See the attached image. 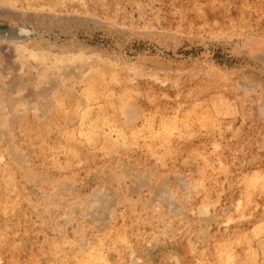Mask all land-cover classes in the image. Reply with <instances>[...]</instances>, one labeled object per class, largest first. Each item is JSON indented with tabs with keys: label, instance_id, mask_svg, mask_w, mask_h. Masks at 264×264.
Segmentation results:
<instances>
[{
	"label": "rangeland",
	"instance_id": "374dc122",
	"mask_svg": "<svg viewBox=\"0 0 264 264\" xmlns=\"http://www.w3.org/2000/svg\"><path fill=\"white\" fill-rule=\"evenodd\" d=\"M263 176L264 0H0V264H264Z\"/></svg>",
	"mask_w": 264,
	"mask_h": 264
},
{
	"label": "bare ground",
	"instance_id": "6f19581e",
	"mask_svg": "<svg viewBox=\"0 0 264 264\" xmlns=\"http://www.w3.org/2000/svg\"><path fill=\"white\" fill-rule=\"evenodd\" d=\"M115 71V70H114ZM112 72V71H111ZM100 73H102V72H100ZM116 73V72H115ZM111 76V75H110ZM116 76V75H115ZM96 77H98V76H96ZM118 77V76H117ZM123 78V77H122ZM127 78V77H126ZM99 80H98V84L100 85V87L102 86V87H107V85L109 84L108 83V81L110 82L111 80H109V76L108 75H104V73L102 74V75H100V77L98 78ZM114 79V78H113ZM117 79V78H116ZM119 79H121V78H119ZM122 80V79H121ZM120 80V81H121ZM125 80V79H124ZM97 82V81H96ZM115 82V81H114ZM113 82V83H114ZM92 85V84H91ZM94 85V84H93ZM95 85H97V83H95ZM110 86V85H109ZM91 88H92V86H90ZM90 88V89H91ZM96 88V87H95ZM127 88V87H126ZM93 89H94V87H93ZM100 89V88H99ZM104 89V88H103ZM106 89V88H105ZM110 89V88H109ZM129 89V88H128ZM88 91H90V90H88ZM94 91V90H93ZM91 92V91H90ZM92 93V92H91ZM127 93V92H126ZM96 94V93H95ZM126 98V97H125ZM114 100V99H113ZM119 100V99H118ZM126 100V99H125ZM124 100V101H125ZM120 101H121V99H120ZM127 101V100H126ZM122 102V101H121ZM109 106L112 108V111H111V113L113 112V113H115V114H117L118 112H120V110L124 107H122V104L120 103V102H112L111 101V103L109 104ZM120 115V114H119ZM124 119V118H123ZM122 120V119H121ZM264 177V176H263ZM246 182V181H245ZM244 182V183H245ZM253 183V182H252ZM251 182H250V184H252ZM244 185H246V184H244ZM257 185V184H256ZM263 184H261V186H262ZM260 186V187H261ZM259 187V188H260ZM257 188V187H256ZM246 189V188H245ZM254 190V189H253ZM246 191V190H245ZM244 191V192H245ZM252 191V190H251ZM241 206V205H240ZM241 210H242V208H241ZM1 227V226H0ZM1 230V229H0ZM2 235V234H1Z\"/></svg>",
	"mask_w": 264,
	"mask_h": 264
}]
</instances>
